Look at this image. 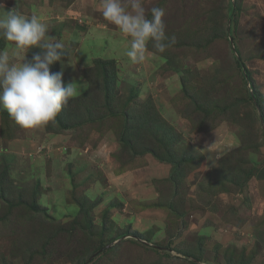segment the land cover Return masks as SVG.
Listing matches in <instances>:
<instances>
[{
	"label": "rangeland",
	"instance_id": "obj_1",
	"mask_svg": "<svg viewBox=\"0 0 264 264\" xmlns=\"http://www.w3.org/2000/svg\"><path fill=\"white\" fill-rule=\"evenodd\" d=\"M142 2L148 18L152 7L165 9L175 43L158 53L149 42L145 60L132 63L128 38L104 20L100 0H18L68 48L59 71L65 85L77 83L71 110L104 103L83 72L96 59L114 61L116 115L56 134L12 127L10 118L8 126L0 112V264H264V179H247L264 171V0ZM0 4L10 10L16 0ZM132 110L147 114L150 129L134 142L147 151L134 163L118 141ZM166 132L173 153L192 159L176 176L149 153L165 152ZM73 221L91 231H67Z\"/></svg>",
	"mask_w": 264,
	"mask_h": 264
},
{
	"label": "clouds",
	"instance_id": "obj_2",
	"mask_svg": "<svg viewBox=\"0 0 264 264\" xmlns=\"http://www.w3.org/2000/svg\"><path fill=\"white\" fill-rule=\"evenodd\" d=\"M100 11L106 22L128 38L126 56L132 63L145 60L149 42L158 53L175 43V36L166 35L162 7H152L148 18L142 0H100ZM48 33L41 18L26 15L18 0L10 10L0 4V37L11 44V55L8 49L0 50V108L25 131L55 122L78 92L77 83H63L62 70L50 72L55 63L63 66L69 51L63 41ZM33 48L40 51L27 60V53ZM214 159L219 157L209 156L213 165Z\"/></svg>",
	"mask_w": 264,
	"mask_h": 264
},
{
	"label": "trees",
	"instance_id": "obj_3",
	"mask_svg": "<svg viewBox=\"0 0 264 264\" xmlns=\"http://www.w3.org/2000/svg\"><path fill=\"white\" fill-rule=\"evenodd\" d=\"M74 0H62V2H64L65 6H69ZM151 18V17H150ZM5 45V41L4 43L0 40V49L2 50L3 47ZM67 57L64 58V60ZM237 65L241 68H243L245 70L246 76L247 77V82L250 83V85H252L251 87L255 89L254 92V97L256 96V86H255V82L252 78V76L250 75V72L248 71V69L245 67V64L240 60L237 59L236 61ZM60 70V63H55L50 67V72H59ZM117 67L115 66L114 61H105L102 59H96L94 61V66L90 67V69L86 70L83 72L84 76L91 79V84H92V88L95 89H100V91L103 93L104 95V103H98L94 105L92 104V107L89 106L88 104H80L79 105V110L78 111H74L71 110L68 106V104L66 106H64L61 110V112L58 114L55 122L49 123L46 126V129L49 132L52 133H56V134H62L65 131H76L78 129L80 130H86L89 128H96L99 127L101 125H103L106 121H107V113H111L113 115H116V113H113L111 110V98H112V94L114 92V86L116 84L117 81ZM259 94V92H258ZM85 98V97H83ZM82 97H80L77 100H82ZM97 103V102H96ZM263 103V102H262ZM261 105V104H260ZM262 117L264 118V105L262 104ZM4 120H5V124L9 126L8 122L6 121L9 117V115L7 113H5L4 111H0ZM130 113H128V111L125 113V123L123 124L124 126L122 127V130L119 133V138L118 141L121 145V151L123 156L124 154H127L130 159L131 162L134 163L135 159L137 158V156L139 155H145L147 153V151H142V152H138L135 148V140H138V138L140 137L142 130L147 129L145 128L146 126H149V123L145 121V119L147 118V114H144V116L140 115L137 113V111H129ZM151 115V114H150ZM142 116V117H141ZM151 118V117H150ZM153 119V117H152ZM13 125L12 127H18L14 121H12ZM99 125V126H98ZM99 130L101 131V129L99 128ZM150 130V129H147ZM10 132L9 131H3L4 136H8V138H10ZM165 137L164 140V146L165 152L162 153H158L155 150H149V153H152L156 159H158L161 163H165V164H170L173 166V175L176 176L174 173L179 172V169L181 170V168H179V165H183L185 163L191 164L192 159L187 157V156H180L177 155L176 153H173V151L170 149V143H171V136L169 133L166 132L165 135H163ZM120 153H118L116 155L117 158H121ZM130 162V163H131ZM129 163V162H126ZM124 164V163H123ZM185 168V167H184ZM183 170V169H182ZM121 172L123 171L120 170ZM254 176H258V179H264V171L259 172L258 170L256 171H250L248 174V178L250 179ZM174 181L175 177H172ZM177 178V177H176ZM83 205L80 206V209H83ZM174 206L170 205L167 208L169 210H172ZM11 209V208H10ZM32 214L29 213V216H31ZM35 218V217H34ZM87 221L84 222V224H81L80 222L77 221H73L71 223V227L67 230L69 232L72 233H76L78 230H89V228H91V226H86L87 225ZM106 228H102V230H105ZM85 230V231H86ZM108 230V229H107ZM119 231H122V229H119ZM89 234H92V236L94 235V232H89ZM97 236L100 239V247L102 248L107 242L104 239V234L102 231H100ZM136 238V237H134ZM113 240H116L113 238ZM133 242H136L138 244H141L138 240H132ZM111 242V241H109ZM144 246V245H143ZM146 247V246H145ZM115 248V247H113ZM112 248V249H113ZM88 252L91 251L90 248L87 249ZM95 250V249H94ZM92 250V251H94ZM111 251V249H109ZM106 250V253L109 251ZM158 249H155V251H157ZM166 255H169L170 253L166 252ZM189 256V255H186ZM197 259V258H196ZM200 261V259H197V262ZM192 264H196L195 262H191Z\"/></svg>",
	"mask_w": 264,
	"mask_h": 264
},
{
	"label": "water",
	"instance_id": "obj_4",
	"mask_svg": "<svg viewBox=\"0 0 264 264\" xmlns=\"http://www.w3.org/2000/svg\"><path fill=\"white\" fill-rule=\"evenodd\" d=\"M156 248H158L157 246H155Z\"/></svg>",
	"mask_w": 264,
	"mask_h": 264
}]
</instances>
